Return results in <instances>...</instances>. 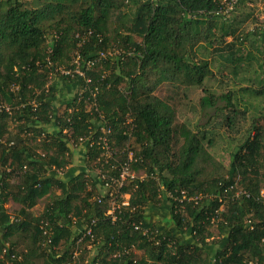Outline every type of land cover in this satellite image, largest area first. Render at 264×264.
<instances>
[{"label":"trees","instance_id":"16d2710c","mask_svg":"<svg viewBox=\"0 0 264 264\" xmlns=\"http://www.w3.org/2000/svg\"><path fill=\"white\" fill-rule=\"evenodd\" d=\"M224 6L0 0V264H264V35L238 31ZM215 43L229 49L215 47L231 72L263 56L258 87L205 85L213 71L199 49ZM52 74L70 93L63 109ZM161 84L202 87L197 118L178 121L174 97L155 92ZM250 110V123L238 124ZM220 141L228 165L212 150ZM124 163L142 174L104 187L96 169L112 164L117 175ZM110 190L128 195L114 220ZM8 200L19 203L15 214ZM148 208L162 209L164 222L149 220Z\"/></svg>","mask_w":264,"mask_h":264},{"label":"rangeland","instance_id":"374dc122","mask_svg":"<svg viewBox=\"0 0 264 264\" xmlns=\"http://www.w3.org/2000/svg\"><path fill=\"white\" fill-rule=\"evenodd\" d=\"M260 14H264V0H243V2L239 3L237 8L232 13L229 14V17H227V19H229L228 21L231 23L232 26L238 27V31L242 32L245 29L250 28L251 26L255 24H258V19L260 20L258 16ZM134 38L137 41L140 40V37L137 35H134ZM230 39L231 38L228 36L224 38V41H227V40L230 41ZM255 43H256L255 46H258L259 48V44H257V42ZM216 46L221 47L222 48L221 52L224 54H226L229 51L228 48L224 47L223 43L221 44L215 43L212 46L203 45L199 49L200 54H201L200 56L203 58H207L211 62V69L213 71V75L205 79L206 86L210 87V89L216 92H225L229 88L239 89V86L247 85V84L249 85L251 84V85H254L255 87H258L257 80L259 79V77H261V71L259 69L260 67L258 66V64L262 63V59H263L262 55H259L257 53L258 55V58L256 57L257 60H253L250 66H247L246 64L241 62V64H239L240 66L238 65L236 67V73H235V72H231V68H230L231 64H227L226 66H223V65L220 66L221 58L218 56L219 51L215 50ZM247 48H249V44L247 42L244 43L243 46L240 47L243 54L246 52ZM119 51L120 50L119 48H117V46H113V48H109V50H107V52L110 55H115L119 53ZM237 53L239 54L240 52H237ZM58 78H60L59 74H52L49 77V81H51L53 84L54 83L56 84L57 97L55 100V106L56 107L61 106L60 109H63L64 101L68 96H70V93L67 92V89L65 91V83L64 82L60 83ZM242 78L244 79L249 78L252 81L243 80ZM234 84H237V85H234ZM155 92L157 95L161 97H170L171 99H173L174 97V100L178 103V105H175L178 121L189 120L190 122H192L194 119L197 118L198 100L200 96L203 95L204 93V90L202 89V87H192L186 90H183V89L171 90L169 86L165 84H161L157 87ZM258 99H262V97ZM251 112H252L251 110L246 112L245 118H241L240 116L238 124L247 126L250 123ZM202 121H204V117H201L200 122ZM222 146H223L222 141H220V143L217 142L215 147L212 150L216 154L217 158L224 163V165H228L229 149L220 148ZM76 149L77 147H74V150ZM79 157L80 156H77V152H76V164L80 163ZM130 172L134 176L142 174L141 170L130 171ZM11 182H14V180L11 179ZM54 191L58 192V190L55 188H54ZM45 203H46V199L40 200L38 202L37 208L34 209V213L36 211L39 212ZM19 206H20L19 203H16L12 200H8L5 203V207L7 211L11 214H15ZM160 211H162V209L160 208L159 209L158 208L157 209L148 208L146 213L148 214L149 220L162 221L163 223L165 219H163L162 212ZM24 245L25 243L24 242L22 243L20 240L17 243L18 247L24 246Z\"/></svg>","mask_w":264,"mask_h":264},{"label":"built area","instance_id":"2783aa9c","mask_svg":"<svg viewBox=\"0 0 264 264\" xmlns=\"http://www.w3.org/2000/svg\"><path fill=\"white\" fill-rule=\"evenodd\" d=\"M224 1H225V6L223 7V9L219 10V13L227 16L231 13V11L235 9L239 0H224ZM258 17L260 18V21L264 22V14H260ZM249 30L259 31V33L264 35V23L258 22V24L251 26ZM102 54L103 53L101 52L100 55ZM75 71L79 74H82V72L79 69H76ZM63 72L69 73V71H63ZM100 117H102L101 114H100ZM126 122L127 124H130L131 128H133L134 124L132 123V119L129 116H127ZM101 129H102L103 134L99 135L98 142L102 141V148H104L103 155L108 158L112 156V151L110 148L109 137L107 136V134H109L112 131V128L108 122H104ZM78 140L83 141L84 139L83 137H79ZM89 140L92 144L93 140L91 138H89ZM129 159H131V153H129ZM112 168H113V165L110 164L109 168H104V169L97 168L96 169V174H98L99 178L103 180L104 187H106L107 189L109 188L110 184L117 185L119 188L124 184V182L127 179L134 177V175H132V173L130 172L128 163H124L121 166V168L118 170L117 175H113L111 173ZM108 193H109V196H111L110 197L111 199H110V208L107 210V213L110 215L111 219L114 220L116 218V210H118L121 205L128 204V195L122 194L120 196V200H118L116 196H114L113 191L110 190L108 191ZM261 195L264 197V190L261 191ZM97 200L98 202H100L101 199L97 197ZM137 227L138 226H136V228ZM90 234H91V227H89L85 232V235H90Z\"/></svg>","mask_w":264,"mask_h":264},{"label":"crops","instance_id":"0c3cea01","mask_svg":"<svg viewBox=\"0 0 264 264\" xmlns=\"http://www.w3.org/2000/svg\"><path fill=\"white\" fill-rule=\"evenodd\" d=\"M76 152H77V156H80V149L77 148L76 150H74V158H76Z\"/></svg>","mask_w":264,"mask_h":264}]
</instances>
